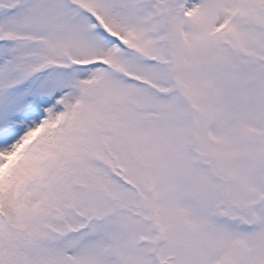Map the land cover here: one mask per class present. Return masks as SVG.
<instances>
[{
  "label": "snow or ice",
  "instance_id": "snow-or-ice-1",
  "mask_svg": "<svg viewBox=\"0 0 264 264\" xmlns=\"http://www.w3.org/2000/svg\"><path fill=\"white\" fill-rule=\"evenodd\" d=\"M0 264H264V0H0Z\"/></svg>",
  "mask_w": 264,
  "mask_h": 264
}]
</instances>
